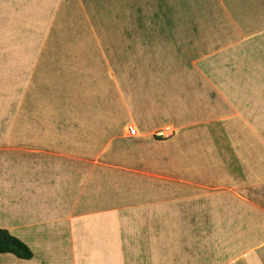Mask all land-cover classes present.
I'll list each match as a JSON object with an SVG mask.
<instances>
[{
	"label": "rangeland",
	"instance_id": "obj_1",
	"mask_svg": "<svg viewBox=\"0 0 264 264\" xmlns=\"http://www.w3.org/2000/svg\"><path fill=\"white\" fill-rule=\"evenodd\" d=\"M262 17L264 0H6L8 119L54 122L62 127L51 136L87 139L88 191L100 183L106 213L92 236H181L190 249L221 236L209 217L220 207L209 204L255 199L264 145L250 166L222 130L209 144L191 122L213 95L202 74L217 84L223 57L238 56L233 41ZM68 148L73 158L79 146ZM17 261L0 255V264Z\"/></svg>",
	"mask_w": 264,
	"mask_h": 264
},
{
	"label": "crops",
	"instance_id": "obj_2",
	"mask_svg": "<svg viewBox=\"0 0 264 264\" xmlns=\"http://www.w3.org/2000/svg\"><path fill=\"white\" fill-rule=\"evenodd\" d=\"M252 25L255 29L245 27L242 39L233 41L238 56L223 57L221 73L212 76L217 84L202 74L213 95L208 96L206 113L197 111L191 122V128L208 130L209 144H215L222 130V143L237 149L238 159L250 166L262 158L264 145V24ZM6 30V0H0V228L34 254L32 260L4 254L18 259L12 264H264V186L253 200L209 204V209L220 207L221 215L209 217L221 228V236H205L203 244L196 239L190 249L184 248L181 236H92L106 213L97 209L100 183H90L88 191L81 147L87 139L51 136L54 128L62 127L54 122L28 126L16 116L8 119ZM28 127L33 131L27 138ZM72 144L79 146L73 158L70 148L66 151ZM208 154L216 159L215 152Z\"/></svg>",
	"mask_w": 264,
	"mask_h": 264
},
{
	"label": "trees",
	"instance_id": "obj_3",
	"mask_svg": "<svg viewBox=\"0 0 264 264\" xmlns=\"http://www.w3.org/2000/svg\"><path fill=\"white\" fill-rule=\"evenodd\" d=\"M0 254H12L23 260H32L34 254L30 247L9 231L0 228Z\"/></svg>",
	"mask_w": 264,
	"mask_h": 264
},
{
	"label": "built area",
	"instance_id": "obj_4",
	"mask_svg": "<svg viewBox=\"0 0 264 264\" xmlns=\"http://www.w3.org/2000/svg\"><path fill=\"white\" fill-rule=\"evenodd\" d=\"M128 134H129V137H131V138H135L138 136L137 130L134 129L133 127H130V129L128 130ZM172 135H173V132L171 130H167L166 133H164V132L159 133L160 137H165V138L170 137Z\"/></svg>",
	"mask_w": 264,
	"mask_h": 264
},
{
	"label": "bare ground",
	"instance_id": "obj_5",
	"mask_svg": "<svg viewBox=\"0 0 264 264\" xmlns=\"http://www.w3.org/2000/svg\"><path fill=\"white\" fill-rule=\"evenodd\" d=\"M264 33V32H263ZM134 129H136L137 130V134H139V131H138V129L136 128V127H133ZM130 129V128H129ZM168 129H170V128H168ZM140 135V134H139ZM138 135V136H139Z\"/></svg>",
	"mask_w": 264,
	"mask_h": 264
}]
</instances>
